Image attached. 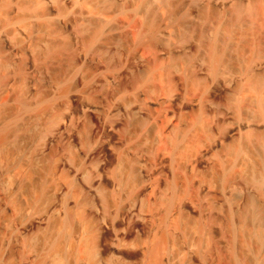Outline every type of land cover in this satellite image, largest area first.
I'll return each mask as SVG.
<instances>
[{
  "label": "bare ground",
  "instance_id": "obj_1",
  "mask_svg": "<svg viewBox=\"0 0 264 264\" xmlns=\"http://www.w3.org/2000/svg\"><path fill=\"white\" fill-rule=\"evenodd\" d=\"M0 264H264V0H0Z\"/></svg>",
  "mask_w": 264,
  "mask_h": 264
}]
</instances>
